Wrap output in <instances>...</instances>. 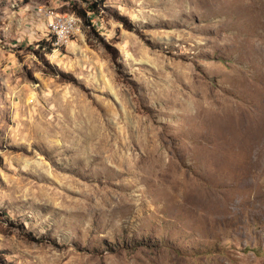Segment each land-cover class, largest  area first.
Listing matches in <instances>:
<instances>
[{"label": "rangeland", "instance_id": "1", "mask_svg": "<svg viewBox=\"0 0 264 264\" xmlns=\"http://www.w3.org/2000/svg\"><path fill=\"white\" fill-rule=\"evenodd\" d=\"M104 6L0 0V264H264V0Z\"/></svg>", "mask_w": 264, "mask_h": 264}, {"label": "trees", "instance_id": "2", "mask_svg": "<svg viewBox=\"0 0 264 264\" xmlns=\"http://www.w3.org/2000/svg\"><path fill=\"white\" fill-rule=\"evenodd\" d=\"M70 5L72 8V12L76 14L78 17H80L83 21V26L85 29L88 30L90 35L92 36L95 34L97 37H99L102 41V43L107 47L109 51H115L114 47L107 44L101 37L100 34L96 28V26L93 24V17L99 16L102 14V10L107 9L104 6L105 0H69ZM81 1V4L78 2ZM117 19L129 30H135V26L129 22L126 18L123 16H117ZM40 45H42V48H45L47 51H52L53 46L51 42H42ZM46 45L48 47H46Z\"/></svg>", "mask_w": 264, "mask_h": 264}, {"label": "built area", "instance_id": "3", "mask_svg": "<svg viewBox=\"0 0 264 264\" xmlns=\"http://www.w3.org/2000/svg\"><path fill=\"white\" fill-rule=\"evenodd\" d=\"M41 13H45L49 18L51 27V44L56 46L67 45L73 36L81 30V19L74 14H62L54 10L38 9Z\"/></svg>", "mask_w": 264, "mask_h": 264}, {"label": "bare ground", "instance_id": "4", "mask_svg": "<svg viewBox=\"0 0 264 264\" xmlns=\"http://www.w3.org/2000/svg\"><path fill=\"white\" fill-rule=\"evenodd\" d=\"M38 132V131H37Z\"/></svg>", "mask_w": 264, "mask_h": 264}]
</instances>
